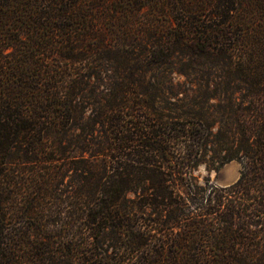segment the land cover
<instances>
[{"label": "trees", "instance_id": "16d2710c", "mask_svg": "<svg viewBox=\"0 0 264 264\" xmlns=\"http://www.w3.org/2000/svg\"><path fill=\"white\" fill-rule=\"evenodd\" d=\"M0 264H264V0H0Z\"/></svg>", "mask_w": 264, "mask_h": 264}, {"label": "rangeland", "instance_id": "374dc122", "mask_svg": "<svg viewBox=\"0 0 264 264\" xmlns=\"http://www.w3.org/2000/svg\"><path fill=\"white\" fill-rule=\"evenodd\" d=\"M145 8L144 10H146ZM180 80H184V77L175 74ZM240 164L238 162H232L223 166L219 171L207 172L203 167L199 169V174L202 176H211V183L219 186H226L233 184L240 176Z\"/></svg>", "mask_w": 264, "mask_h": 264}]
</instances>
